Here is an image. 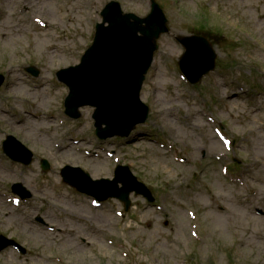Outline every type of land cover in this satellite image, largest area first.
<instances>
[{"label":"rangeland","instance_id":"1","mask_svg":"<svg viewBox=\"0 0 264 264\" xmlns=\"http://www.w3.org/2000/svg\"><path fill=\"white\" fill-rule=\"evenodd\" d=\"M109 1L30 0L27 5L29 13L45 17L55 26V30L43 36V33H39L34 44L31 28H25L29 32L28 36L17 26L22 18L17 14V9L20 10L24 6L21 0H0V10L6 12L3 18L0 17V47L4 48L2 54L5 53L0 60V69L5 63L18 67L17 75L9 76L5 89L7 94H13L14 97L10 112L4 109L5 103L0 99V134L14 132V135H20L27 142L36 141L33 149L36 151L37 160L32 170L22 173L20 169L14 168L13 173L7 171L6 177L0 172V176L4 178L0 180L2 190H7L14 181H22L36 192V199L32 203L14 212V235L17 234V237L22 239L23 246L29 252L34 251L51 258L56 257L54 251H59L58 256L61 257L62 264H209L213 260L215 264H264V217L259 218L254 213L255 207L264 208V95L252 105L253 97L250 94L233 91L234 88L244 87V84L251 93L264 91V83L257 81L263 80L264 76L254 75L250 80L245 77L246 71L249 74L262 73L259 66L250 65L252 60H248L246 54L252 55L253 59L264 67V53L256 49L252 40H245L241 48L236 45L229 46L228 41L214 42L220 66L210 75V79L204 80V90H201L212 113L206 111V107L203 108V105L206 106L204 100L198 104L190 98H200V95L196 90L185 86L176 74L177 60L183 50L176 46L172 38L162 37L156 64L148 75L143 92V100L151 106L154 127L139 128L125 143L116 140L104 143L97 140L85 141L97 151L99 146L107 147V150L114 149L123 163L129 162L134 166V171L146 184L155 187L154 189L162 187L156 189L158 205L162 211L134 198L132 210L123 219H119L115 217L114 210H122L121 204L110 201L96 213L98 229L90 230L85 225L83 227L77 224L79 230H73L76 232L75 237L82 236L87 241V246H81L75 237L73 240L54 238L35 222L37 216H42L53 225L56 222H67L62 215L65 212L57 208L61 204L76 211L79 218L90 212L89 201L61 183L59 175L55 174L57 167L61 168L69 162H72V165L85 163L88 166L85 168L94 178H102L111 176L109 164L112 162L107 159L85 160L76 152L78 146L67 143L65 136H61L69 134L67 128L56 127V131L52 132L48 126L43 131L39 130L38 124L32 128V118L25 119L23 108L26 107L18 100L22 93L28 90L21 92L14 89V84L20 85L17 79L23 82L18 70L21 69V64L30 60L26 53L33 50L36 53L34 64L41 69L40 78L36 82L54 81L55 70L78 64L79 57L92 43L94 26L101 21L99 13ZM118 1L126 11L138 15L146 13L142 0ZM200 3L203 1L185 2L181 4L182 12L189 9L196 13ZM210 4L212 8L219 5L217 11L233 16L237 24L248 25L251 34L257 37L264 47V0H215ZM201 12L204 16H210L209 22L212 26L229 41L239 43L244 37H248L247 28L239 27L237 33L227 32L224 29V26L228 25L227 20L217 21L214 14L204 8ZM175 17V25L181 26L183 23L179 20L184 18ZM175 25L173 24L174 30L182 32ZM194 25L196 28L201 26L200 23ZM212 81L217 83V89ZM227 85H231L232 89L228 90ZM65 92L64 89L60 91L62 94ZM230 92L235 93L231 95ZM42 95L45 98L41 103L42 109H48L54 99L47 96L46 92H42ZM218 96L228 97L226 107L216 103ZM235 99L237 101L232 103ZM15 110H18L17 114ZM60 111V105L54 106V115H58ZM83 112L86 118L81 125L86 124V128L92 130L89 118L92 111L85 108ZM205 114L214 118L217 116L226 122L227 133L236 142V151L228 155V160H222L221 164L211 159L224 150L215 140ZM20 115L24 116V120H19ZM13 117L19 121L15 131ZM154 139L164 144L169 143L174 150L167 146L160 148L153 144ZM54 140L62 144V147L66 145L61 154L51 153L49 142ZM125 144H130L132 148L124 150L123 153ZM84 147L90 148L86 145ZM179 152L188 159L186 164L175 161L176 157H183ZM203 155L206 156L204 161L201 160ZM40 156H47L45 158L51 160L54 168L53 172L43 178L39 174ZM231 160L232 164L233 161H238L240 166H237L238 175L234 176L229 184L230 178L221 175V168ZM201 166L204 168L200 169ZM238 178L243 179V185L234 184ZM252 183L259 190L255 198L251 194ZM190 209L197 210L200 214L197 221L199 233L203 234L207 224L212 227L211 234L205 235L201 244H194L187 235L191 224L188 222L186 211ZM223 209L229 212L226 214L222 212ZM72 223L67 222L69 225ZM233 233L239 234V239L244 241L240 244L241 247ZM106 238L114 243L124 244V252L128 257L123 258L115 247L106 244ZM46 246H50L48 251L43 250ZM235 248L238 252L242 250L245 255L242 254V258H239L234 253L232 257H226L225 253L236 251ZM46 263L56 264L54 261L42 262L32 254L18 260L12 250H6L0 255V264Z\"/></svg>","mask_w":264,"mask_h":264},{"label":"water","instance_id":"2","mask_svg":"<svg viewBox=\"0 0 264 264\" xmlns=\"http://www.w3.org/2000/svg\"><path fill=\"white\" fill-rule=\"evenodd\" d=\"M106 17L109 18L108 13L106 14ZM108 34H109V29H100L95 47L90 51L89 54L86 55L82 67L77 69V71H72L69 74L65 73L67 74L65 77L67 81L66 80L65 81L71 86L73 91L72 98L79 97L81 94H83L87 90L88 83L94 79H102V78L112 79L113 77L115 79H119L117 77H122L116 73L119 66L125 71L133 72L134 63L130 62L127 58L124 57L115 58L116 60H120L119 63L113 62V64L115 65H109V63L112 60L101 61V58L104 53V48L106 47L109 40ZM149 37L150 39L146 37L141 40L143 42V47H140L139 49L140 50L144 49L146 57L140 70L137 71L138 78L136 76L135 78L136 84L134 83L135 86L133 85L132 90L127 93L129 97L127 101L129 103H133L134 101H137V96L141 85L142 76L146 72L151 61V56L154 48V44H153L154 37L152 35H149ZM113 83L115 85H118L121 83V81L115 80ZM90 89H91V82H90ZM120 101L121 102H119L118 107L124 108L126 103L125 100L122 99ZM86 103L95 104L101 109L98 100L90 97H86L83 102H81L78 105H74V108L76 109L77 107ZM137 122L138 120H132L128 124L127 128L132 127Z\"/></svg>","mask_w":264,"mask_h":264},{"label":"bare ground","instance_id":"3","mask_svg":"<svg viewBox=\"0 0 264 264\" xmlns=\"http://www.w3.org/2000/svg\"><path fill=\"white\" fill-rule=\"evenodd\" d=\"M28 96V95H27ZM35 98H41V94L39 93V94H37V95H35L34 96ZM36 124H38L39 126H43L44 125V120H40L38 123H36ZM67 239V238H66ZM65 239V240H66Z\"/></svg>","mask_w":264,"mask_h":264}]
</instances>
